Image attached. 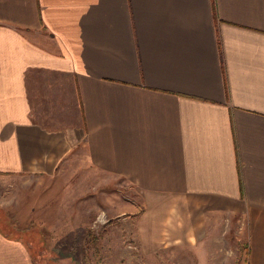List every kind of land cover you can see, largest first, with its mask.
<instances>
[{
	"label": "crops",
	"instance_id": "0c3cea01",
	"mask_svg": "<svg viewBox=\"0 0 264 264\" xmlns=\"http://www.w3.org/2000/svg\"><path fill=\"white\" fill-rule=\"evenodd\" d=\"M69 168L170 200L194 247L240 218L264 264V0H0V264H50L12 230Z\"/></svg>",
	"mask_w": 264,
	"mask_h": 264
},
{
	"label": "rangeland",
	"instance_id": "374dc122",
	"mask_svg": "<svg viewBox=\"0 0 264 264\" xmlns=\"http://www.w3.org/2000/svg\"><path fill=\"white\" fill-rule=\"evenodd\" d=\"M87 171L69 168L62 180L70 182L46 185L41 190L45 221L32 219L28 228L12 230L36 258L41 255L50 264H248L250 234L240 218L211 219L194 247L192 239L168 223L170 200L146 199L107 174L90 178L95 184H73ZM152 243L158 248H151Z\"/></svg>",
	"mask_w": 264,
	"mask_h": 264
}]
</instances>
